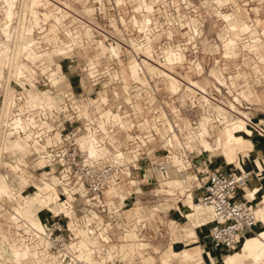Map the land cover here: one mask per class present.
Instances as JSON below:
<instances>
[{
    "label": "built area",
    "instance_id": "built-area-1",
    "mask_svg": "<svg viewBox=\"0 0 264 264\" xmlns=\"http://www.w3.org/2000/svg\"><path fill=\"white\" fill-rule=\"evenodd\" d=\"M86 1L87 8L83 9V12H77L76 15L81 18L82 22L83 20L93 21V28L87 25L89 26L87 31L91 34H93L92 29L95 31L99 29L101 33L108 32L103 27H98L97 24L98 20L111 19L118 22L113 21V30H109L113 34L129 35L145 30L144 32L150 34L166 35L171 40L178 35L199 37L206 33V35L212 34L213 43L209 49L207 46L204 49L210 53L208 62L195 57L191 61L185 59L182 64L178 63L174 66L181 76L187 73L178 69L186 66L196 69L197 64H200L202 68L211 65L213 67L211 69H214L212 71L215 74L212 71L209 73L217 83L212 84L211 82L206 91L195 86L193 92H187L186 98L190 101L189 110L194 114L190 125L198 133L204 124L209 132L217 126H222L221 120L224 116L229 120L230 111H233L236 117L240 115V112L226 102V96L232 88H236V85L239 88L233 103L238 109L243 108L245 103L247 104L245 109H252L249 106L250 99L242 92L243 81L235 80L238 83L235 86L230 85L231 78L230 74L226 75V69L230 65L240 68L258 65L263 68L264 59H260V56L264 57V46L259 52L252 50L250 46H247L252 40L249 33L231 29L230 21L224 19L219 13H226L230 4L235 0H153V11H149L146 7L149 0ZM51 2L55 4V7L57 6L55 14L63 16L65 20L63 9L66 7L64 5L66 1L52 0ZM138 5H140L139 9ZM147 18L151 21L148 22ZM126 19H131L132 25H128ZM220 20L223 21L224 27H219L218 21ZM196 25L200 26L202 35L194 33ZM170 34L172 36H169ZM220 35H227L226 38L238 36L234 45V52L238 54L237 56L231 55L232 45H225ZM260 37L262 39L264 36L260 35ZM178 48L182 49L185 54V49H188L187 47ZM198 49L200 48L196 44L191 46L195 54L198 53ZM134 51L136 55L132 54L131 58L135 57L143 66L144 71H147L146 67L149 63L157 65L167 63L166 56H163L159 63L152 62L148 53L144 51V47ZM217 55L220 56L217 57ZM104 56L99 59L94 58V61L92 63L90 61L88 65L92 84L99 83L98 79L101 78V83H105L106 86L98 91L95 97H88V104L79 103L78 95H72L70 92L69 95L72 96L67 97V102L63 107L59 106V109L38 102L29 103L25 118L22 117L24 111L21 110V114L19 113L17 119L16 117L14 119L15 132L35 142L40 148V158L45 159L47 166L56 171L59 193L67 203L66 207L71 210L72 217L76 209L75 204L79 201V204L89 213L93 212L92 216L96 221L87 214L83 220V226L80 222L73 220L74 228L86 226L88 218L91 219L92 225L94 222L97 225L98 220L94 215L99 214L92 209L100 213L120 211L124 202L132 201L134 195L142 194L140 188H137L138 184H151L157 179L169 178L173 171L179 172L180 162L187 163V160L192 159L191 154L194 152L187 145L179 148L185 129L181 131L182 105L178 103L180 99L178 94L180 91H183L182 94L185 93L186 81H183L185 88L182 85L178 92L163 90L172 100L171 108L168 109L166 104L169 105V102H166V94L160 91L166 84L163 76L150 78L147 71L146 75L140 73L142 79L131 76L129 81H125L117 72V68L115 69V61L111 58V61L110 59L106 61ZM112 56L113 54L110 55ZM104 60L105 67L103 68L113 73L108 79L103 77L102 69L100 72L101 62ZM258 75L259 81H262V73L259 72L257 78ZM154 79L158 81L154 82ZM190 79H192L191 76ZM262 79L264 81V78ZM220 80H226L228 85ZM152 82L156 86H152ZM157 84H162L161 88ZM212 86L214 90H210ZM224 89L225 92H223ZM83 99H85L84 94ZM247 112L251 117L250 111ZM61 113H63V119L60 121L58 116ZM74 119L77 125L73 131L68 132L66 121ZM259 122L264 126L263 119ZM171 124L174 127H171ZM253 130L254 135L264 137V134L259 132L255 126ZM91 145L96 148V153L90 151L89 146ZM195 156L199 158L197 162L206 166V169L202 171L198 169L197 172L206 174L205 178L202 177V183L198 187L201 194L197 200L211 211L207 223L211 250L220 253L233 252L241 246L240 237L250 231L258 232L261 222L255 212L257 205L254 199L246 197L243 200L239 199L240 185L251 178L252 171L236 166L232 171L217 167L208 168L211 162L210 157L203 159L198 153ZM110 188H114L112 194L109 193ZM53 204V208L50 205L47 208L49 211L58 210L59 220L45 223L40 220L45 226L38 227L24 218H18L21 221L24 219L25 222L14 223L13 232L18 243H28L35 247V250L43 251L45 254L43 256L48 260L55 256L65 263L77 264L73 257L77 256L78 251L73 249L72 244L79 240V236L72 229L71 223L65 224L64 222V219L67 220L70 216L64 212V209L59 211V204L55 202ZM109 223L111 222H108L104 228L109 230L111 228Z\"/></svg>",
    "mask_w": 264,
    "mask_h": 264
},
{
    "label": "rangeland",
    "instance_id": "rangeland-1",
    "mask_svg": "<svg viewBox=\"0 0 264 264\" xmlns=\"http://www.w3.org/2000/svg\"><path fill=\"white\" fill-rule=\"evenodd\" d=\"M9 1L10 0H0V48L7 51V53H2L0 49V69L2 70V76H0V188L2 187L3 181L10 187L9 195L0 194V264H64L55 256L53 259L48 260L43 256L45 255L43 251L35 250V247L31 248L27 243H18L17 237L13 232L14 223H23L25 220L31 223H42L40 220H43V223L59 220L60 215L58 214V210H48L45 212V209H48L47 207L49 205L52 208L54 207V202L60 205L59 211L64 209L66 213L67 210H70L66 208L62 209L61 204L65 202V199L62 198L59 193L56 171L47 166L48 164L45 159L43 160L40 158V148L35 142L24 137L23 134L15 132L13 120L15 117L17 119L19 113L21 114V110L24 111L22 117L25 118L24 116L27 115V105L29 103L34 104L38 102L59 109V106L63 107L65 105L67 97L78 95L77 101L79 103L88 104V97H95L98 91L106 88L105 83H101V78L98 79L100 84H92L90 81L88 65L90 61L91 63L94 61V58L99 59V57L105 55L106 61L110 58L113 59L115 61V69L117 68V72L125 79L122 71L123 69L129 71V60L132 54H134V56L136 55L134 50L139 49H134V47H140L146 44L148 40L150 44L146 46L144 50L148 51L146 53L149 54L148 57L152 62L159 63L163 56H168V51L176 50L182 52L176 49L178 47L188 48L185 49L186 54L184 51L182 52L183 60H185L187 55L186 60L188 61L198 57V59L203 62H208L210 53L204 51V49L206 46L209 49V46L213 43L211 39L214 37L212 34L206 35V33L204 36L199 37L178 35V37H174L172 38L173 40H171V38L166 35L150 34L144 32L145 30L129 35L113 34L109 32V30H113V21L115 20L111 19L98 20L97 26L103 27V29L108 32L101 33L99 29L96 31L92 29L93 34H91L92 36L90 35L89 39L86 32L89 26L93 28V21L83 20L84 22H82L81 18L76 15L77 12H83V9L87 8L88 5H85V3H87L86 0H81L79 2L65 0L66 4L64 5L66 7L63 9L65 20L63 16H60L61 20L62 18L63 20L58 24H56V17L58 15L55 14L57 6L55 7V4L51 2L52 0H41L39 3H43L44 6L39 3L37 4V0H16L14 2L15 11L12 20L8 17L10 11ZM247 1H249V4H247ZM247 1H235L230 4L225 14L238 13L240 15V21L257 23L258 16L255 15L253 11H255V7L259 6V2H257V0ZM262 1L264 5V0ZM149 3L154 2L153 0H149ZM35 11L40 16V25H35L32 33L27 31L22 34L21 31L23 30L19 26H22L23 23L28 26L33 24ZM202 12L203 14L205 13L204 10ZM260 16L264 19V10ZM24 17L26 21L22 20ZM126 23L132 25L131 19H126ZM53 24L57 27L55 28ZM88 24L89 26H87ZM218 25L219 27H224L223 21H218ZM195 27L198 30L200 29L198 25ZM257 29L261 31L263 27L259 26ZM51 30H53V32ZM185 30L187 31L188 29ZM68 31L73 34L72 37L68 34ZM72 39L74 41H72ZM71 42H73L72 51H68V53L65 54L60 52L62 49L67 50L69 47L66 46V44ZM194 44L200 48L197 54L191 50V46ZM31 45L35 49L33 57L29 55L27 50ZM113 45H119L121 57L116 54L110 57L113 53L111 51L109 52L107 49L108 47L111 48ZM169 46L174 49H169ZM218 56L220 55H217V57ZM115 57H120L121 61ZM111 59L109 61H111ZM132 60L134 61L136 58L132 57ZM103 67H105V60L101 62L100 72L102 69V73L104 74H102L103 77L108 79L113 73H111V71L107 72L108 69H104ZM149 67H154L155 69L151 72H157L158 70L157 64L149 63L146 67L147 71ZM167 67L170 66L167 65ZM211 68L213 67L209 65L205 66L203 70L198 71L191 66H186L178 70L186 72V75L191 76L194 81L203 82L205 79H209V83H205L204 87H206V85H211V82L212 84L217 83V81L210 76L211 73L209 72L214 70ZM173 70L174 72H178L175 67H173ZM238 70V67L230 65L229 68L226 69V75L231 74L235 79ZM261 70L264 72V69H260L257 65H254V67H241L240 70L243 76H248L253 79L251 80V78H249V80H247L248 82L246 81V88L248 87L250 89V86L254 84L255 88L254 86L252 87L254 95H256V89L257 93L261 96V101L256 97L250 99L251 105L249 104V106L254 110L245 109L247 106L246 103L244 107L240 109V111L244 112L250 111L252 120L257 125H261L259 120H264V81L262 78V81H259V75L257 78V74ZM53 71H56L58 74L56 78L57 83L52 80L51 73ZM147 71H145V73ZM180 74L181 73L178 72L177 75L181 76ZM149 76H151L150 78L156 77L148 74V77ZM130 79L131 76L128 75L127 81ZM164 79L168 81L166 78ZM156 81H158V79H154V82ZM153 85L152 82V86ZM157 85L160 86L159 88L162 86V84ZM154 86H156V84ZM183 88H185V85H183ZM238 88L239 86L236 85V88H232V91L226 96V102L229 105L234 102V97L237 96L236 91ZM163 90L169 91L166 84L164 88L160 89V91L165 93ZM189 90L193 92L194 88H190ZM210 90H214L213 86ZM70 92L72 95H69ZM182 92L183 91H180L178 94V96L180 95L178 103L182 105V114L180 115V123L182 125L181 131L185 129V132L181 138V145H179V148H183L184 145H192L194 147V149H192L194 152L191 154L192 159L189 157L192 161L190 160L189 162V160H187V163L180 162L181 166L179 167V172L173 171L174 174L169 177H178L182 179L180 185L174 186L171 189L170 187H166L172 190L174 195L159 190L162 189L163 184L166 182V179L160 178L151 184L140 182L141 184H138L137 188H140L142 194L134 195L132 201L124 202L122 209L118 212L113 213L109 211L100 213L98 210L92 209L102 216L100 217L97 214L94 215L97 217L98 223H104L105 221L104 226L106 227L107 223L111 222L109 223L111 227L109 230L107 228L106 231H101H103V236L107 239H109L108 236H110L112 242L106 244L97 240L95 244H91L92 248H90L88 244L83 248L82 240L94 241V237L97 235L88 237L84 234H79L80 229L74 228V225L70 224L75 233L78 236L80 235L79 240L73 246L74 250L78 247L80 253L78 252L77 255L80 256V259L83 260L84 258L83 256L81 257V255H88L91 251L95 250L96 254L92 257V261L95 258L97 261L100 252H104L106 254H102V259L100 258V261L104 260L106 256L108 257V255L119 256L122 254V257H125V259L123 258L125 261L122 263L117 261L116 264H148L144 259H150L151 257L154 258L152 264H163L162 259L164 257L170 259L169 264H180L182 260L180 256L171 257L172 249L181 253L185 249L200 245L204 249L211 250L210 241L208 240V222L201 226H195L194 224L196 223L198 225L202 223V217L205 215L206 211L202 209L203 212L197 213L196 216H188L193 210V205H196L195 203L198 202L197 199L201 191L198 187L202 183V177L205 178L206 176L205 173L198 174V169L202 171L206 169V166L196 161L199 158L195 155L197 153L199 154V149H203L199 144L200 142L202 144L203 135L200 141L196 135L198 132L190 125L194 114L189 110L190 101L187 100L186 95L182 94ZM223 92H225V89ZM83 94L85 99H83ZM165 99L166 102H169V105L166 104V106L170 109L172 100L167 97V94ZM228 116L229 120L236 117L233 111H230ZM58 117L61 121V119H63V113ZM52 122L55 123V121ZM66 123L68 132L73 131L75 125H77L75 119L73 121H66ZM221 128L222 126H217L214 130L210 131L211 136H208L210 142L213 143L217 132H219ZM205 129L206 127L204 130ZM204 137L206 138V134ZM189 141L191 142L189 143ZM218 152L219 151L213 154L209 151H203V153L199 155L203 159L210 157L212 165L227 167V161L222 155L217 154ZM19 160H22L24 164L19 163ZM17 165L20 166V170H15ZM212 165L210 168H212ZM197 175L199 178L198 180L195 178ZM191 192L194 193L195 202L191 201V207H189L188 195L191 198ZM79 203L75 204L76 209L73 213V217L70 210V218H67V220L64 219L65 224L78 221L80 225L82 224L83 226V220H85L87 214L93 217V212L91 211L89 213L88 210ZM28 207H31V209L28 210ZM18 218H24L25 220L23 219V221H21V219L18 220ZM93 219L96 221L94 217L92 220ZM89 220L91 221V219L88 218L87 222ZM144 222L148 225L144 226ZM93 225H96V223L94 222ZM263 229L264 227L260 228L258 232ZM125 235H127V237ZM244 240H246V238ZM84 249L85 252H83ZM188 252L190 253L191 251ZM229 253L217 252L216 254L227 256ZM109 261V264H111L113 259ZM199 261L200 258H196L194 261L185 262L188 264H198ZM261 263L264 264V258Z\"/></svg>",
    "mask_w": 264,
    "mask_h": 264
},
{
    "label": "bare ground",
    "instance_id": "bare-ground-1",
    "mask_svg": "<svg viewBox=\"0 0 264 264\" xmlns=\"http://www.w3.org/2000/svg\"><path fill=\"white\" fill-rule=\"evenodd\" d=\"M41 0H37V3L38 2H40ZM236 1V0H235ZM234 1V2H235ZM25 2V1H24ZM236 2H238V1H236ZM263 3V1L261 0V2H259L258 3V5H261ZM247 4H249V2L247 1ZM23 11V10H22ZM220 14H221V16L223 17L224 15H225V13L223 14L222 12H219ZM22 18H23V16H22ZM224 18V17H223ZM230 18V20H232L231 19V17H229ZM225 19V18H224ZM234 19H236V18H234ZM22 20H25V17H24V19H22ZM62 20H63V18H62ZM61 20V17L60 16H57L56 17V24H58L60 21H62ZM149 20H151V19H149ZM21 21V20H20ZM26 21V20H25ZM236 21V20H235ZM234 21V22H235ZM148 22H150V21H148ZM234 22H233V24H234ZM237 22V21H236ZM22 23V22H21ZM252 24H254V25H256V26H254L253 27V29H252V31H249V32H245V33H249V36L251 37V42L250 43H248L247 44V46H250L251 47V49L253 50H256L257 52H259L262 48H263V46H264V40H263V38L261 39V37H260V35H262V36H264V29H261V31L260 30H258L257 29V27H259V26H257V23H252ZM23 25H24V23H23ZM19 26V27H21L22 28V30L23 31H21L22 32V34H24L25 32H26V24L24 25V26ZM54 25V27L56 28L57 26L55 25V24H53ZM237 25H239V24H237ZM51 26H52V24H51ZM232 26V25H231ZM231 26H229L230 28H231ZM235 26V25H234ZM233 26V27H234ZM243 26H244V28H243ZM243 26H241V27H239V28H241V29H244V30H248L249 29V26L247 25V24H244ZM53 27V26H52ZM237 29V30H240L241 31V29ZM232 29V28H231ZM55 30V29H54ZM234 30H236V29H234ZM52 32H53V30H51ZM56 31V30H55ZM19 32V31H18ZM242 32H244V31H242ZM20 33V32H19ZM56 33V32H55ZM54 33V34H55ZM194 33L196 34V35H202V30L201 29H199L198 30V32H196L195 31V27H194ZM51 34V33H50ZM68 34L69 35H71V37L73 36V34L70 32V31H68ZM87 35H88V38L90 39V35H91V33L88 31L87 32ZM92 36V35H91ZM221 36V39H223L224 41H225V45H232V52H231V55H233V56H237L238 54L236 53V52H234V45L236 44V38L238 37L237 35L236 36H229L228 38H226L227 37V35H220ZM231 38H233L235 41L233 42L232 40H230ZM230 40V41H229ZM72 41H74L73 39H72ZM229 41V42H228ZM20 42V41H19ZM21 43V42H20ZM65 43V42H64ZM230 43V44H229ZM233 43V44H232ZM68 44V43H67ZM66 44V46H68L69 48L66 50V49H59V50H61L60 52H62L63 54H65V53H68V51L70 52V51H72V45H73V42H71V43H69L68 45ZM149 45V40H148V42L146 43V44H144V45H141L140 47H144V48H146V46H148ZM65 46V45H64ZM119 46V45H118ZM118 46H115V45H113V46H111V48H109L108 47V51L110 52H112L113 53V55L115 56V54L117 55V56H119L120 55V51H119V47ZM132 46H135V45H132ZM137 46V45H136ZM131 47V46H130ZM139 46L138 47H134V49H136V48H140ZM130 50H131V48H130ZM137 50V49H136ZM182 50V49H181ZM16 51V50H15ZM139 51H141V50H139ZM145 51V50H144ZM145 52H148V51H145ZM183 52V51H182ZM139 53V52H138ZM168 54V56H167V65L169 64H173V63H175V60L177 61V63L178 62H182L183 61V53H181V52H178V51H176V50H171L170 52L168 51L167 52ZM140 54V53H139ZM16 55V54H15ZM149 55V54H148ZM102 56V55H101ZM227 56L228 57H230V55L229 54H227ZM15 57V56H14ZM105 58V57H104ZM260 59H264V57L263 56H260ZM15 60V59H14ZM258 66V65H257ZM260 69L262 68V67H260V66H258ZM238 71H237V75H236V79H234L233 78V76L230 74L229 75V77L231 78V82H230V85H232V86H235L236 85V83H238V82H235V80H239V79H241L242 81H243V83H244V85H243V87H242V92L243 93H245V96L248 98V99H251L252 97H256V98H258L259 99V101H261V96L257 93V90L255 89V91H256V95H254V91H253V89H252V87L254 86V84H252L251 86H250V89H248V87L246 88V85H247V83H246V81L247 80H249V78H251V77H245V76H243V74L240 72V70H241V68L240 67H238ZM263 69H264V67H263ZM144 71V69H143V66L142 65H140V63L138 62V60L136 59V60H134V61H132L131 62V64H130V75L131 76H134V77H138L139 75H140V73H142ZM260 73H262V78H264V72H262V70L261 71H259ZM258 72V73H259ZM127 73V72H126ZM158 73H159V75L160 76H165V77H167V79L169 80V82H170V88L173 90V91H175V92H178L180 89H181V87H182V82L184 81V80H187V79H184V80H182L181 78H179L176 74H174L169 68H165V67H158ZM125 74V73H124ZM215 74V73H214ZM57 76V73L56 72H53V73H51V77H52V80H56L55 79V77ZM251 80H253L252 78H251ZM223 84H227L228 85V83L226 82V80H220ZM248 82V81H247ZM197 85H199L198 87L199 88H201V89H203V91H206L207 90V88H204V87H202V85L200 84V83H196ZM193 87H195V86H193ZM254 88H255V86H254ZM248 90H250V91H248ZM248 93V94H247ZM10 102V101H9ZM10 106V105H9ZM231 107L232 108H234V109H236L238 112H240V115L239 116H237L236 118H233V119H230V120H227V118L224 116V119L223 120H221L222 121V128L223 127H225L224 129H222L219 133H218V136H217V139H216V143H217V146L218 147H221V148H223V153L224 154H226L227 155V150H229L228 149V147L231 145L232 146V150L234 151V150H236L237 149V147L238 146H240L242 143H243V141H244V139H243V137H241V136H239V135H237V134H241V135H243V136H251V135H253L254 134V130H253V127L255 126V128L259 131V132H262L263 134H264V126H262V125H257L253 120H252V118L250 117V115L248 114V112H244V111H240V109H238L237 107H236V105L234 104V103H232L231 104ZM4 112H5V110H4ZM9 112V111H8ZM232 113V112H231ZM3 116H4V114H3ZM229 117V116H228ZM233 117V116H232ZM241 118V119H240ZM14 121V120H13ZM13 124V123H12ZM228 125V126H227ZM227 126V127H226ZM171 127H174V125L173 124H171ZM13 128V127H12ZM202 128H203V131H204V128H205V124L202 126ZM201 128V129H202ZM201 133H202V130L199 132V133H197L196 135H197V137L198 136H201ZM242 133H246V134H242ZM247 134H249V135H247ZM189 142H191V141H189ZM208 148L212 151V148H211V146L210 145H208ZM89 149H90V151L92 152V153H96V148L94 147V146H89ZM239 167H241V168H243L242 166H239ZM60 199V198H59ZM66 202H63L61 205H62V209L63 208H66V209H69V208H67L66 207ZM196 205H193V210H192V212L191 213H189L188 214V216L189 217H194V216H196L197 215V213H201V212H203V210L202 209H204L206 212H205V215L202 217V223L200 224V226L201 225H204L206 222H208L209 221V219H210V215H211V211H210V209L209 208H207V207H205L204 205H202L201 203H199V202H197V203H195ZM255 212H256V215H257V217H258V219L260 220V215L258 214L259 213V211H258V209H257V207L255 208ZM30 213V212H29ZM66 214L68 215V216H70L71 215V212H70V210H67L66 211ZM208 215V216H207ZM207 217H208V220H207ZM35 222V221H34ZM34 224H36V225H38V227H42V225H43V227L45 226L43 223H42V225L40 224V223H34ZM77 228V227H76ZM77 229H80V233L79 234H84V235H86V236H88V237H94V236H96V237H98V240H99V242H101V243H106V244H109V240L108 239H105L106 237H103V234H101V232H103V231H106L107 229L106 228H100L99 230H97V229H95L94 227H93V225H92V223H90L89 221H88V223H86V226H84V227H81V228H77ZM101 230H103V231H101ZM250 233H255V232H253V231H250V232H247V233H245L244 235H242L241 237H240V239L241 238H244L246 235H248V234H250ZM258 234L256 235V236H254V237H250V238H247V240H246V242L245 243H242V246H241V248L236 252V253H229L225 258H224V260H223V263L224 264H260L261 262H262V260H263V258H264V230L263 231H260V232H257ZM256 234V233H255ZM80 236V235H79ZM80 238V237H79ZM95 238V237H94ZM240 241V240H239ZM77 243V242H76ZM75 243V244H76ZM28 244V243H27ZM75 244H72V246H74ZM241 244V243H240ZM31 246V245H30ZM86 246V244L84 243V244H82V247L84 248ZM31 248H33V246H31ZM78 252H79V249H78V247H77V249H76ZM91 250V249H90ZM237 250V249H236ZM197 252V253H201V250H200V248H196L194 251H191L190 253L188 252V251H185V252H183V253H179V252H177V251H175V250H171V253H172V255H171V257L173 256H175V257H181L182 258V261H194V259H193V253L194 252ZM80 253V252H79ZM92 253H93V251H91L88 255H87V257H89V256H91L92 255ZM101 253V252H100ZM96 254V251H95V253H94V255ZM247 254H249V256L247 257ZM93 255V256H94ZM84 257L85 258V256L86 255H81V257ZM86 257V258H87ZM170 257V256H169ZM73 260L77 263V264H94V263H97V261H90V262H84L82 259H80V257L77 255L75 258L73 257ZM164 264H169V262H170V259L168 258V257H165L164 258ZM63 262V261H62ZM64 264H69V263H65V262H63ZM200 263H202L201 262V260L198 262V264H200Z\"/></svg>",
    "mask_w": 264,
    "mask_h": 264
},
{
    "label": "crops",
    "instance_id": "crops-1",
    "mask_svg": "<svg viewBox=\"0 0 264 264\" xmlns=\"http://www.w3.org/2000/svg\"><path fill=\"white\" fill-rule=\"evenodd\" d=\"M16 0H10L9 1V5H10V11H9V14H8V17H9V19L10 20H12V18L14 17V11H15V8H14V6H15V2ZM39 3V2H38ZM37 3V4H38ZM40 5H42V6H44V4L43 3H39ZM46 6V5H45ZM146 7H147V9L149 10V11H153V9H154V3H149V2H147V5H146ZM140 8V5H138V9ZM255 9V11H253L254 12V14L255 15H257L258 17H257V26H262L263 27V29H264V19L263 18H261V13H262V11L264 10V5L263 4H261V5H259V6H257V7H255L254 8ZM224 14V13H223ZM240 15L238 14V13H229V14H225L223 17L226 19V20H229L230 21V26H231V28L232 29H238L239 27H241V26H243L244 24H247L248 26H249V29L248 30H244V29H241V28H239V29H241V31H244V32H249V31H252V29H253V27L254 26H256V25H254V24H252V23H250V22H248V21H240V17H239ZM229 17H231V19L232 20H230V18ZM234 18H236V19H234ZM150 18H147V20L148 21H151V20H149ZM237 22H236V21ZM235 21V22H234ZM233 22H234V24H233ZM232 23V24H231ZM237 24H239V25H237ZM35 25H40V16L38 15V13H36V11H35V19H34V23L33 24H31V25H26V32L28 31L29 33H32L33 32V28H34V26ZM235 25V26H234ZM234 26V27H233ZM239 26V27H238ZM243 28H244V26H243ZM195 31L196 32H198V29L195 27ZM88 32V31H87ZM87 32H86V35H87ZM80 35V34H79ZM169 36H172L171 34L169 35ZM233 38H231L230 40H232ZM229 40V41H230ZM228 41V42H229ZM233 42L235 41L234 39L232 40ZM149 44H150V42H149ZM230 44V43H229ZM233 44V43H232ZM101 46V45H100ZM27 48V47H26ZM1 49V48H0ZM169 49H174V48H169ZM28 52H29V55H31L32 57L34 56V51H35V49H34V47L31 45L30 47H28ZM177 50H180V51H182L181 49H177ZM120 51V50H119ZM1 52L2 53H7V51L6 50H3V49H1ZM179 52V51H178ZM182 53V52H181ZM120 57H121V55H120ZM118 58L120 61H121V58ZM117 58V57H116ZM166 59V61H167V57L165 58ZM186 59V58H185ZM133 60H132V58L130 59V62H129V71H130V64H131V62H132ZM184 61V60H183ZM182 61V62H183ZM168 62V61H167ZM182 62H178V63H180V64H182ZM177 63V61L175 60V63H171L169 66L171 67H167V64H165V65H158V67H165V68H169L174 74H178V72H174V70H173V67L175 66V64H178ZM0 64H1V59H0ZM144 69V68H143ZM152 70H155L154 69V67H149V69H148V72H149V74L150 75H154V76H160L159 75V73H158V70H157V72L156 71H153V72H151ZM196 70H203V68H202V66L200 65V64H197L196 65ZM125 71V72H124ZM129 71H127V70H125V69H123V74H124V76H125V81H127V76L129 75V76H131L130 75V72ZM53 72H56V71H53ZM52 72V73H53ZM127 72V73H126ZM57 73V72H56ZM142 73H144V75H146L145 74V71H143ZM212 73L214 74L215 72L214 71H212ZM58 75V74H57ZM0 76H2V70L0 69ZM179 78H181L182 80H184V79H187V80H184V81H186V90H185V93H184V95H186L187 96V92L189 91V92H191L189 89L190 88H193V86H199V85H197L196 83H200L201 85H202V87H204L205 86V83H209V81H208V79H205L203 82H198V81H194V80H192V79H190V76L189 75H183V76H179V75H177ZM140 79H142V77L139 75L138 76ZM164 78H166L167 79V77H165V76H163ZM57 78V76L55 77V79ZM168 80V79H167ZM56 81V83H57V80H55ZM165 83H166V86H167V88L169 89V90H171V91H173L171 88H170V82H169V80L168 81H165ZM184 84V82H182V85ZM207 86L208 85H206V87H204V88H207ZM182 88V87H181ZM249 89V88H248ZM195 90V89H194ZM173 92H175V91H173ZM248 94V93H247ZM241 119V118H240ZM228 126V125H227ZM226 126V127H227ZM225 127H223V128H221V129H219V132L222 130V129H224ZM202 130V133H201V136H198V139L200 140V138L202 137V135H203V139H202V144H201V142L199 143L200 145H201V147H203V149H199V154H202L203 153V151H209V152H212L213 154H215L217 151H219L217 154H220V155H222L224 158H225V160L227 161V167H219V166H216V165H212V160H211V162L209 163V166H208V168H210V166L212 165V168H222V169H227V170H233L234 168H235V166L236 167H239V166H242L243 168H247V169H249V170H251L252 171V176H251V178L249 179V180H247V181H245V182H243L240 186H241V188L239 189V199H241V200H243L245 197L247 198V199H254V203L257 205L256 207H257V209H258V211H259V215H260V220H261V222L259 223V226H258V230L260 229V228H262V227H264V137H261V136H259V135H255V136H253V135H251V136H243V135H241V134H237V135H239V136H241V137H243V139H244V141H243V143L240 145V146H238L237 147V149L236 150H232V146L230 145L229 147H228V149L229 150H227V155L226 154H224L223 153V148H221V147H218L217 146V143H216V139H217V136H218V133L219 132H217V134H216V136H215V138H214V140H213V143L212 142H210L209 140H208V136L210 137L211 136V133L208 131V129L206 128L204 131H203V128L201 129ZM200 130V131H201ZM206 134V138L204 137V135ZM242 134H246V133H242ZM247 135H249V134H247ZM253 136V137H252ZM201 141V140H200ZM190 143V142H189ZM208 145H210L211 146V148H212V151L208 148ZM191 150L192 149H194V147L192 146V145H189L188 146ZM189 162H190V160H189ZM19 163H23L24 164V162L22 161V160H19ZM186 168H187V166H186ZM238 169V168H237ZM15 170H20V166L19 165H17V167L15 168ZM174 174V172H172V175ZM195 178L196 179H198V175L197 176H195ZM182 179H180V178H178V177H172V178H169V179H166V182H165V184H163V187H162V189H159L160 191H164V192H166V193H168V194H170V195H174V193H173V191L172 190H170L171 188H173L174 186H178V185H180V181H181ZM165 185V186H164ZM2 187L0 188V194H7V195H9V191H10V187L9 186H7L6 185V183L3 181L2 182V185H1ZM9 187V188H8ZM166 187H170V189H167ZM113 191H114V188H111L110 190H109V193L110 194H112L113 193ZM173 193V194H172ZM191 194V198L189 197V195H188V204H189V207H191L190 206V203H191V201H194V193H190ZM201 194V191L199 192V195ZM122 198H123V196H122ZM195 202V201H194ZM29 209H31V207H28V210ZM46 211L45 212H47L48 211V209H45ZM89 222L91 223V221L89 220ZM41 225H42V223H40ZM138 224V223H137ZM195 224V226H200V224H196V223H194ZM71 225H73V223H71ZM144 226H147L148 224L147 223H144L143 224ZM42 227H43V225H42ZM94 227V226H93ZM104 227V223H97V225L94 227L95 229H97V230H99L100 228H103ZM264 230V229H263ZM263 230H261V231H263ZM260 232V231H259ZM256 233V234H255ZM255 233H250V234H248V235H246L244 238H241L240 239V243H241V245H242V243H245L246 242V240H247V238H250V237H254V236H256L258 233L257 232H255ZM101 234H103V232H101ZM126 237H127V235H125ZM104 237V236H103ZM109 237V243H111L112 241H111V239H110V236H108ZM246 238V240H244ZM105 239H107V238H105ZM97 240H98V237H95V240L94 241H92V240H82V244H88L89 246H90V248H92L91 247V244H95L96 242H97ZM208 240L210 241V239L208 238ZM92 242V243H91ZM125 245H127L126 243H124ZM196 248H200V250H201V253H197L196 251L193 253V259L195 260L196 258H200V260H201V262L202 263H200V264H222L223 262H222V260H223V258H225L226 256H220V255H218V254H216L217 252H213L212 250H209V249H204V248H202L200 245H195V246H193V247H191V248H188V249H185L183 252H185V251H192V250H194V249H196ZM210 248H211V243H210ZM94 250V249H93ZM238 251V250H237ZM237 251H235V252H232L233 254L234 253H236ZM83 252H85V249H84V251ZM183 252H181V253H183ZM94 253H95V250L93 251V253H92V255L89 257V258H87L86 259V257H87V255L86 254H84V255H86L85 256V258H83V261L84 262H90V261H92V257H93V255H94ZM180 253V252H179ZM220 253V252H219ZM102 254H106V253H104V252H101L98 256H99V259L97 260V263H99V264H109V260L110 259H113V262L111 263V264H116V262L117 261H119L120 263H122L123 261H125L124 259H125V257H122V254L121 255H108V257L106 256V258L104 259V260H102V261H100V258L102 259ZM79 256V255H78ZM249 256V254H247V257ZM80 257V256H79ZM97 257V256H96ZM124 258V259H123ZM165 258V257H164ZM164 258L162 259V261L164 260ZM153 257H151L150 259H147V258H145L144 259V261L146 262V263H148V264H152V262H153ZM16 261V260H15ZM93 261H96V258L95 259H93ZM163 264H164V261L162 262ZM124 264H126V263H124ZM180 264H188L187 262H185V261H182L181 260V262H180ZM224 264V263H223ZM260 264H262V263H260Z\"/></svg>",
    "mask_w": 264,
    "mask_h": 264
}]
</instances>
